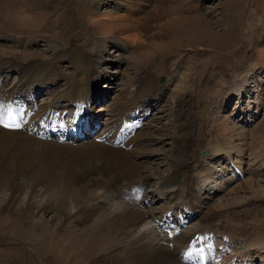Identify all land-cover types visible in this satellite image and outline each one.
Segmentation results:
<instances>
[{
  "label": "rangeland",
  "instance_id": "374dc122",
  "mask_svg": "<svg viewBox=\"0 0 264 264\" xmlns=\"http://www.w3.org/2000/svg\"><path fill=\"white\" fill-rule=\"evenodd\" d=\"M107 1L109 0H0V59L3 56H12L23 60L24 65L29 64L31 68L35 64L46 63L45 68L40 72L37 69L40 65L33 70L25 67V71L21 70L24 67L22 65L15 72V68L1 64V77H5L4 88L9 89L15 80L14 87L21 88L24 83L17 80V73L28 81V78H32L31 74L38 72L35 76L38 77L40 85L34 81L37 85L36 91L41 85L48 86L50 83V87H45L44 91L35 94L39 95L35 100L38 104L35 111L45 104L49 105L45 103L48 98L50 100L60 92L65 94L60 97L62 100L59 99L61 105L65 108L72 107L66 101L67 98H64L68 94L66 86L69 81L60 69H64L65 72H74V69L71 62H68L69 58L60 59L57 51L62 52L63 55L78 46L84 51L91 52L95 58L97 55L100 57L99 62L96 61L99 65L96 69L100 70V74H95L99 95L95 97L92 107L95 109L97 105V109L99 106L102 108L103 120L100 119L101 129L95 135L102 134V126L107 117L106 127L111 125V132L113 130L114 133L119 126L118 122H114L116 116L128 115L129 109L135 110L136 106L149 112L148 117L147 112H143L140 120L143 118L145 120L142 121V125L135 128L130 139L124 138L120 142L112 140L115 143L110 145V140L103 138L104 135L102 138L99 137L100 139H96L98 136L89 139L92 135L86 137L82 134L75 137L78 140L75 145L78 146L82 142L98 143L95 142L97 140L104 145L118 148L121 154L126 153L128 156L127 163L121 159H113L112 164L106 165L104 160L98 157L92 158L88 160L89 169L84 170L81 167L83 164L77 166L79 173L77 172L74 184L64 190L48 188L54 177L43 176L33 193L21 197L15 205L13 200L9 202L11 200V197L10 200L8 199L11 193L9 187L0 186V264H137L138 259L145 261L143 264H177L176 259L173 258L176 254L171 257L168 247L160 248L163 244L152 247L142 244L148 247L145 248L151 253L148 251L143 253L140 247L137 250L136 246L139 243L131 240L132 235L138 230L151 235L152 232L148 233L146 230L150 226H155V217L159 220L160 214L165 213L175 202V193L169 189L173 183L166 181L168 175L178 173L180 176H174L176 183L183 186L187 180L192 183L191 171L198 168L201 173L205 172L199 185L204 186L203 179L210 178L209 185L214 189L218 188L219 181L232 176L233 172L232 174L230 172L237 169L235 165L229 160L218 161L220 160L217 159L218 157L204 160L207 168L202 169L203 159L201 161L200 158L203 156H200L199 150L210 149L211 139L222 140L223 146L230 145L232 151L235 145L234 159L236 160V154L240 153L237 159L238 162H242L241 167L245 172L236 173L239 179L223 183L218 192L205 191L204 187L200 188L199 192L198 189L196 190L197 184H189V187L192 189L193 186L197 192L196 199H192L196 202L193 204V209L197 211V215L184 220L185 224H176V229L182 226L176 234L180 236L179 242L185 245L187 236L206 224L208 227H213L212 233L215 242H218V232L221 229H228L226 235L232 242L225 247L229 254L225 256L223 251L224 255L216 258L213 253L211 261L213 264L249 262L247 261L251 252L247 248L249 237L253 232L264 230V104L261 109L259 107L260 111L252 117V121L244 122V119H240V115L249 98L245 97L242 103V97L237 108L236 99L231 97L226 89L235 77H247V84L250 77L247 72L253 67L261 70L259 74L251 71L253 76L262 78L261 83H264V35H262L264 0H201L203 3H211L210 7L198 0H145V2L138 0L135 4L129 0H112V4L121 7L122 5L132 9L142 7V14L136 17L131 15L128 18L130 20L141 17L143 13L146 14L154 7L163 14L161 18L147 20L148 29L139 28L140 30L133 37L139 39L138 47L130 45L129 42L127 46H118L117 42L112 40L122 37L128 39L118 34L131 33V30H117L114 24H108L110 22L100 16L123 14L113 11L112 6L104 8ZM169 6L171 8H168ZM15 9L20 11L22 17H27L24 25L19 21L18 10ZM166 16L184 17V20L174 25L173 32L170 33V23L164 22ZM255 26L258 27L259 32H254ZM136 27L134 30L138 28ZM10 39L12 42L9 41ZM17 40L25 43L32 40L31 44L35 43V47L30 45L25 49L17 43ZM87 57L92 56L87 55ZM51 65L55 72L51 71L53 70ZM57 71L62 74V79H59V83L62 84L57 83L58 78L61 77ZM146 74L155 78L154 81L162 90L159 91V97L152 93L147 95L142 93L141 100L138 101L136 96L139 94L140 82ZM50 75H53V78L49 77ZM72 76L70 75L69 78L75 77ZM160 77L164 79L162 82ZM29 85L25 84L28 86L27 89ZM64 88L66 93L63 91ZM248 93V97L253 99L254 93L251 90H248ZM100 97L103 98L101 104L98 102ZM254 102L259 105L261 98L255 99ZM57 104L60 105L56 103L57 111H62L61 106ZM31 106L32 104L28 103L26 109ZM114 108H117V111ZM95 115L97 119L101 116L100 113ZM223 118L227 119L225 121L230 129L235 131L231 138L232 142L223 139L221 135L220 138H214L215 121ZM136 123L139 125L138 122ZM25 132L26 128L15 136L28 135ZM218 134H220L219 130ZM120 143L125 144V147L121 148ZM127 143H130V146L126 145ZM175 154H179L184 159L186 167L176 168ZM74 162H77L76 158ZM122 166L135 168L126 170ZM122 179L127 180L128 183L132 182L135 186L141 184L146 192H151L150 201L144 202L145 197L144 201L141 198L140 202L145 209H154L152 215L148 217L144 215L143 220L134 227L130 225L129 216L111 215L112 222L117 227L131 233L127 237L123 233L118 235L107 225H102L100 221L104 217L98 211L105 206L120 209L126 206L133 207L139 200L132 189H127L128 196L129 194L132 196L126 200L131 201H120L123 200L124 192L127 191L125 187L128 186H125ZM21 180L20 176L15 178L17 182ZM250 182L254 185L251 189L248 185ZM30 189L28 187V190ZM144 189L141 193L145 192ZM108 195L110 203L104 201ZM99 197L102 198L105 206L95 203L100 209L95 210L97 212L91 214L92 219L87 221L85 214L88 212L87 206L91 202H97ZM45 203L48 207H43ZM68 208L72 211L65 216ZM162 229L166 230L167 227ZM153 235L148 236L153 237ZM114 237L118 245L113 247ZM145 237L143 241L149 239ZM253 238L250 239L249 247L264 248L262 233ZM142 240L140 242H143ZM205 248L213 252L212 248L206 246ZM177 250L181 249L177 247ZM252 264H263V261L260 262L257 258Z\"/></svg>",
  "mask_w": 264,
  "mask_h": 264
},
{
  "label": "bare ground",
  "instance_id": "6f19581e",
  "mask_svg": "<svg viewBox=\"0 0 264 264\" xmlns=\"http://www.w3.org/2000/svg\"><path fill=\"white\" fill-rule=\"evenodd\" d=\"M129 1L133 4L138 2V0H129ZM143 1L145 2V0H143ZM169 2L170 1H168V3ZM145 4H147V3H145ZM126 8L128 9V12L132 11L131 7L130 8L126 7ZM168 8H171V6H169ZM15 10L17 11L18 9H15ZM17 12H18V15L20 16L19 21L22 23V25H24L25 20H26L25 19L26 16L22 17L19 10ZM100 16H103L102 18L104 20L110 22L108 24H112V25L114 24L115 29H117V30H120V29L121 30H124V29L131 30V33H127L124 35H122L123 33H121V34L119 33L118 35L127 37L129 41L131 40V42H134V45H136V47H138L137 40H139V39L138 38L135 39L133 37L137 34L136 32L138 30H140L139 28L142 27L143 29H148V23H149L148 21H150V19L153 20L155 18H161L163 16V14L160 13V11L158 10L157 7H154L150 11H148L146 14L143 13V15L141 17L135 18L133 20L128 19V18H130L131 14H127V13L112 15V16H108V17L105 15H100ZM183 18L184 17H179V16L177 18H171L169 16L165 17L164 22H169L171 25V27L169 28L170 33L173 32L174 25H177L180 22H182L184 20ZM135 27L137 29L134 30ZM132 30L134 32H132ZM136 37H138V36H136ZM17 43L20 46H24L26 48L27 46H30L31 43H33V42H32V40H28L25 43L22 40H17ZM65 53H67V57L69 58V62H71V65L74 69V72H71L70 74L64 73L65 78L67 79V81H69V82H67V86H66L68 89V92H67L68 94H66V96L64 98H67L66 101L69 102V105L73 107V108L71 107L72 108L71 109L72 115H69L70 113H67L66 108L61 104L60 105L57 104V106H61L62 111H57V109H56V103H58V101H60L59 99H61L65 95V94H63V92H60V93L52 96L50 98V100L45 102V103H48L49 105H46L44 103L45 105L42 108L35 111L36 110L35 109L36 104H33V103H31L32 106L30 108H27V109L25 108L24 110L21 109L22 104H20L18 107L20 93H18L17 91H11L12 97L15 98L16 103L13 106V108H10L9 104L7 103L5 115L7 117H11V121H14L12 119H16V121L22 123L23 126L21 129H18L20 132H18L16 130H12V129H6V128H3L2 126H0V169L2 171V175L0 176V186H2V187L8 186L9 187V189L11 190V193H10L11 196L9 195L8 199L10 200V197H11V200L9 202H12V200H13V205H15V202H17V201L19 202L21 197L28 196L30 192L33 193L36 185L38 183H40L43 176L54 177L53 181L51 182V184L49 185L48 188L54 187V188H56V190H62V189L64 190V188L72 186L74 184L75 177L77 176V172H78L77 166L80 164H83L81 167L84 168V170L89 169L90 163H88V160H91L92 158L98 157V158L104 160L106 165L112 164L114 161L113 159H121L122 161L127 163L128 156L126 155V153L121 154L119 152L118 148H114L113 146L106 145V144H105L106 145L105 146L104 144H102L101 142H99L97 140L96 141L93 140V141L98 142V143L89 144L87 142H82L81 145H79V146L77 144L75 145V142H78V140H76L77 138H75L76 136H80L82 134L83 136L89 137L92 135L91 130H89L88 127L85 126V124L88 122L91 123L93 121V119L96 118L92 104L95 102V97H97L99 95L97 93L98 89H97V85H96L94 79L96 78L95 77L96 75L100 74V70L96 69L97 66H99V65H97L96 61L99 62L100 57L97 55V58H98L97 59V58H95V56L91 52H89L87 50L84 51L81 48H79L78 46L72 48V50L70 52H65ZM87 55H91L92 57L91 58L87 57ZM61 56H65V55L64 54L62 55L60 52L59 57H61ZM93 56H94V58H93ZM11 60H13L12 61V63H13L15 61L14 57L3 56V58L0 59V65L5 64V63H9V62H11ZM25 67H27V66L22 67L21 70L25 71L26 70V69L24 70ZM44 68L45 67L42 65L38 66L37 67L38 72L42 71ZM253 68L251 70H248V72L249 71L255 72V69L258 67L254 68V69ZM61 71L63 72V70H61ZM37 73H35V74H37ZM35 74L34 73L31 74L32 78H34V77L36 78ZM70 75H73L75 77L73 79H70L69 78ZM183 77H184V75L180 78V82H181V79ZM32 78H28V82L30 84L29 90H31L33 92V95L30 97V101L32 100L33 97H36L35 94L39 93V91H36L37 85H35L33 82V80L35 78L34 79H32ZM246 78L247 77L244 78V76H242L240 78L235 77V79H232V81H231L232 83H230L231 90H229L230 85L226 89L227 93L232 95V96L235 95V96H238V98H239V96H241L237 102H239V101L241 102L240 99H242V97H243L242 93H243L245 85H246V81H247ZM154 79L155 78H153V77H149V74H146L144 76L143 80H141L140 86H139V94L136 96V99L138 98V101L141 100L140 96H142V93H144L145 95L152 93L154 96H156L160 93L159 91H161L162 88L158 87V83L155 82ZM239 79H241V80H239ZM17 90L21 91L22 89L18 88ZM64 90H65V88L63 89V91ZM47 92H46V94H47ZM64 93H66V92L64 91ZM0 97H2V96H0ZM158 97H159V95H158ZM4 98L6 99V97H4ZM54 98H56V99H54ZM53 99H54V101H53ZM119 101H118V103H120ZM132 105H134V104H132ZM122 108H123V106H122ZM136 108L138 109L137 106H136ZM114 109L117 111V108H114ZM120 109L118 111H120ZM122 111H124V110H122ZM135 111L132 112V114L130 116L131 119H133L132 116L134 115L133 113H135ZM241 113L243 115L246 114L245 110H242ZM140 117H143V115H140L138 119H137V117H135L137 119L135 121L139 123V121L142 120V119L140 120ZM83 118H84V122H82ZM115 118L117 119V116ZM225 120H227V119L223 118L221 120L217 119L215 121L216 127H215V137L214 138H216V137L220 138V135H221V137L223 139L228 140L229 142H232L231 138L233 137V134H235V131L230 129V127L228 126V124ZM250 120H252V119H247V121H250ZM136 122L134 125L137 124ZM118 123H119V121H118ZM63 124H65L64 127H63ZM80 126H82V130L80 133H78V128ZM66 127H67V133H69L67 137L70 138V143H59V141L56 142V141L52 140L53 135L59 139L63 138L65 135V131H63L62 128H66ZM109 127L110 126H108L106 129H108ZM24 128H26V129L29 128L33 132L32 133L30 132L28 135H23V134H25V133H23V134H21L23 136H20V135L15 136L16 134L21 133L22 129H24ZM218 130L220 131V134H218ZM35 132H37V134ZM112 132H113V130H112ZM106 133H108V131ZM128 133L129 132L124 131L123 134L119 135V139L116 141L120 142L124 138H125V140H126V138L128 139V136H127ZM102 136L103 135H100V136L96 137V139L99 137H102ZM104 137L107 138L108 134H105ZM225 142H227V141H225ZM209 143H210L209 154L207 156H203L202 158H200L201 161L203 159L202 164H201L202 169L207 168V165H206L204 160H207V159L213 160V159L218 157L217 159H220L218 161L222 160L221 162H224L226 160L231 161L235 165V168H237V169H235V171H237V170L238 171L237 172L234 171L232 176H228V177L222 179L221 181H219V184H218L219 186L217 189H214L213 187H211V185H209L208 179H210V178L203 179L205 181L204 186H203V184H202V186L199 185V182H201V178L203 177L202 175L205 174V172L201 173L200 169H198V168H195L194 170L191 171L192 173L190 175V179H192V183H190L187 180L186 181L187 183L184 184L183 186H181V188L179 187L180 189L178 188L177 190L174 189L175 188V181H174L175 177L174 176L176 175V172H174L172 176L168 175L167 176L168 179L166 178V181L168 183L169 182L173 183V186H172L173 188L170 187L169 189H171V191L173 190V192L175 193V202L172 204V206L165 213L160 214V216L158 218L159 220L161 219V221H167L168 223L173 224L172 223L173 220H176L177 223L184 221V219H182V217L183 216H189L190 212H193V214L197 215V211L193 209V204L196 202H193V200H192L193 198L196 199L197 192L195 191V188L193 186H191L192 187V189H191L189 187L190 186L189 184H197L196 190L198 189V191L200 190V188L204 187L205 191L206 190H214L213 192H218L219 190H221L220 186L223 183H229L231 180H238L239 179V176L236 173L239 172L240 174H242L245 172V170H243L241 167L242 162H238V159H237L238 156L240 157V153L236 154L237 158H236V160L234 159L235 153H236V148H235L236 146L235 145H233L234 148L232 151L231 146L228 145L227 147H224L222 140H220V139H215V140L211 139L209 141ZM211 144H212V148H211ZM230 144H232V143H230ZM54 154H56V156H53ZM241 155L243 156V154H241ZM174 157H175V161H176L175 163L177 166L176 168H178L179 166H182L181 168H183L184 166L186 167V165H184V159L181 158V156L179 154H175ZM74 158H76L77 162H74ZM242 159H243V157H242ZM220 165H221V163H220ZM123 168L126 170H132L135 167L134 166H126ZM209 168H210V166H209ZM209 171H212V170L209 169ZM212 173H214V172L212 171ZM18 176L22 177V180L20 182L15 181V178ZM130 184H132V182H130L129 185ZM170 184H168V185H170ZM248 185H249L250 189L254 187L253 183H251V182L248 183ZM28 187L31 188L30 190H32V191L28 190ZM187 187H188V189L186 190ZM166 188H167V186H166ZM17 192H18V194L16 195ZM127 192H128V190L124 192L123 200H120V201H122V202L126 201L127 202L130 200V199L126 200L127 198H130L132 196V195L130 196V194H129V196H130L129 197ZM183 192L185 193L184 197H182V195H181ZM149 195H151V192H146V194H144V192H142V196L146 197L145 198L146 202L148 201V199L150 197ZM31 197H32V195H31ZM99 198H97L98 199L97 202H95V201L91 202V204H89L87 206L88 212L85 213L86 217H87V221H90L92 219L91 214L97 212L95 210L100 209V207L96 206L95 203L102 205V206H105V203H103L102 198H100V199ZM109 200L110 199H109V195H108V196H106V199H104V201L110 203ZM118 202H115V203H118ZM183 205H184V207H183ZM43 207H48V206L45 203L43 205ZM166 207H168V205ZM185 209H187V210L185 211ZM153 210L154 209H152V210L145 209L144 207L141 206L140 200H137L133 207L126 206L125 208L120 209L119 207H110V206L107 207V206H105V207H102L98 211H100V215H102L104 217L100 221V223L102 225H107L110 229H112V231L116 232L118 235L123 233V235H125L127 237V236L131 235V233L125 229L122 230L120 227H117V225H115L114 222H112L111 215L129 216L130 219H128V220L130 221V225L132 227H134V226L138 225L141 222V220H143L144 215L146 217H148L149 215H152ZM71 211H72L71 208L70 209L68 208V210L65 212V216H68ZM175 215H177V216L173 218V216H175ZM123 219H126V218L123 217ZM125 223H126V221H125ZM168 226H169L168 224L166 226L165 225L160 226L159 229H157L155 226H150L146 231L148 233L152 232L151 235L154 234L153 237H149V236H151L150 234H148L149 235L148 236V235L144 234V232L141 233V231L138 230V232L136 234L132 235L131 240L139 243L136 246L137 247L136 249L139 250V247L142 248L143 253H147V251L149 252V250L146 249V248H148L146 246L151 245V247H152L153 245L156 246V245H162L163 244L160 248L165 247V246L168 247V252L171 253L170 256L173 257L174 253H175L176 257H173V258L176 259L177 264H179V263L182 264L181 263L182 261L180 262L179 260L181 257H185V252L187 250V249H185V247L187 245V242H189V239L192 237V235L194 233L189 234L187 232V235L189 234V236L187 238L185 245H182V243L179 242L180 236H176L175 240H174L175 243H173V239H168L170 237V235H171V237H174L173 230H169L168 228L166 230L162 229L163 227L166 228ZM171 226L174 229H176L177 225L174 224ZM210 230H211V227L204 225L203 228L201 230H199V232H201L200 234L202 235V237H204V235L210 233L209 232ZM146 231H145V233H146ZM127 232H128V234H127ZM116 233L114 236L117 235ZM259 233H262L264 236V230H262V231H257L256 233H253L249 237V240L247 242V248L248 249L255 248V247H249V242H250V239H252L254 236L256 237V235ZM145 236H147V238H149V239L143 241L142 239H144ZM225 237H227V235L226 236L223 235L224 240H226ZM253 239H255V238H253ZM112 240H113V245H112L113 247L118 245V243H115L116 242L115 237ZM140 240H142L143 242H140ZM198 240H201L200 235L198 237ZM263 240H264V238H263ZM230 242H232V241H230ZM140 244H141V246H140ZM142 244L143 245L145 244L146 248L144 246H142ZM180 244H181V246H180ZM175 245H177V246H175ZM262 245H264V244H262ZM112 246H110V248H112ZM177 247H179L181 250H177ZM261 247H263V246H261ZM261 247H259L257 249L260 250V252L264 254V248H261ZM160 250H162V249H159V251ZM156 251H158V249H156ZM149 253H151V252H149ZM213 253L214 252H212L211 255ZM222 255H224V254H222ZM201 256H202L201 263L202 264L203 263L209 264L207 261H205V253H203ZM221 256H220V258H221ZM138 257H140V256H138ZM224 258H227V257H224ZM259 258H260V260L263 261V264H264V255H260ZM138 260H136L137 264H143L145 262V261L143 262V261H140V260L138 261ZM206 260H208V259L206 258ZM217 263H218V261H217Z\"/></svg>",
  "mask_w": 264,
  "mask_h": 264
},
{
  "label": "water",
  "instance_id": "95a60500",
  "mask_svg": "<svg viewBox=\"0 0 264 264\" xmlns=\"http://www.w3.org/2000/svg\"><path fill=\"white\" fill-rule=\"evenodd\" d=\"M163 80V77L160 78V81ZM209 153V149L208 148H202L200 151H199V154L204 156V155H207Z\"/></svg>",
  "mask_w": 264,
  "mask_h": 264
},
{
  "label": "snow or ice",
  "instance_id": "6c2138e0",
  "mask_svg": "<svg viewBox=\"0 0 264 264\" xmlns=\"http://www.w3.org/2000/svg\"><path fill=\"white\" fill-rule=\"evenodd\" d=\"M5 126H7V127H20L19 124H7Z\"/></svg>",
  "mask_w": 264,
  "mask_h": 264
}]
</instances>
